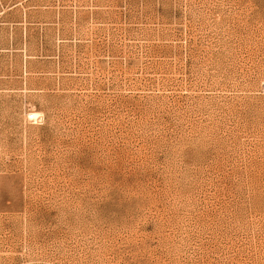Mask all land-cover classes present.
<instances>
[{"label": "rangeland", "instance_id": "obj_1", "mask_svg": "<svg viewBox=\"0 0 264 264\" xmlns=\"http://www.w3.org/2000/svg\"><path fill=\"white\" fill-rule=\"evenodd\" d=\"M0 264H264V0H0Z\"/></svg>", "mask_w": 264, "mask_h": 264}, {"label": "bare ground", "instance_id": "obj_2", "mask_svg": "<svg viewBox=\"0 0 264 264\" xmlns=\"http://www.w3.org/2000/svg\"><path fill=\"white\" fill-rule=\"evenodd\" d=\"M33 116H39V114H34Z\"/></svg>", "mask_w": 264, "mask_h": 264}]
</instances>
